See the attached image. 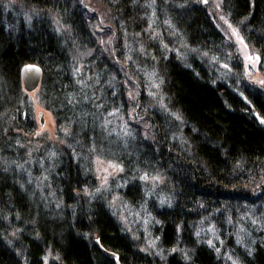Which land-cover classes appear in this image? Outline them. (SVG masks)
I'll list each match as a JSON object with an SVG mask.
<instances>
[{"label":"trees","instance_id":"trees-1","mask_svg":"<svg viewBox=\"0 0 264 264\" xmlns=\"http://www.w3.org/2000/svg\"><path fill=\"white\" fill-rule=\"evenodd\" d=\"M22 2L41 14L9 28L0 6V264H116L103 250L121 264H226L198 241L201 214L238 264H264V93L243 76L236 44L203 3ZM221 8L264 76V0H221ZM27 63L41 69L38 97L59 128L37 148L14 131L34 130L21 96ZM145 69L160 104L144 94ZM133 70L143 90L136 101ZM11 109L18 113L7 123L2 112ZM94 158L121 165L117 193L113 182L98 188ZM147 177L161 181L147 206L153 234L165 250L184 246L189 259L141 253L111 207L114 194L138 205Z\"/></svg>","mask_w":264,"mask_h":264},{"label":"rangeland","instance_id":"rangeland-1","mask_svg":"<svg viewBox=\"0 0 264 264\" xmlns=\"http://www.w3.org/2000/svg\"><path fill=\"white\" fill-rule=\"evenodd\" d=\"M84 1L88 3V0ZM200 1L205 6L207 13L224 37L228 41H232L236 44L237 52L240 56L242 65L243 76L248 82L256 85L264 93V76L258 68V56L254 51L248 48L238 28L230 22L227 15L223 12L221 8V0ZM0 4L2 15L6 18L5 25L7 28L11 27L9 21L11 23L13 19H24L25 22H29L34 15L40 16L41 14L39 11H33V9L23 3L22 0H0ZM48 16L53 18V13H49ZM203 56L209 58V61L212 60L211 57L206 55ZM213 62H215V59ZM140 73L143 76V82L145 81V78L146 81H148H145L147 86L146 89L144 88V94L149 100L160 104L159 101L161 100L159 98L157 85L155 84V76L153 73H150V69L148 71L146 69L142 70ZM128 75L131 79L135 78L133 84L136 86L133 87L132 85H129V95L131 100L136 101L140 95V90L143 91L142 82L139 78L140 74L138 75L137 70H133V74ZM125 81L127 80L125 79ZM38 92L39 85L31 91H27L21 86V96H26L27 98L29 105V108L27 109L31 111V120L34 124V130H26L23 127L14 130L16 134L32 139L27 142L30 147L36 148L45 141H52L56 139L59 131L51 112L45 109L40 102ZM136 109H134V111ZM17 113L18 112L14 109L2 112L3 116L7 120V123H10V120L16 116ZM261 121L264 124V120ZM142 125L147 127L148 122L144 121ZM27 132L31 133L26 134ZM92 169L98 188H109L113 182V189H115V193H117L116 189L122 186V183L118 179L119 174L122 172L120 164L101 158H94L92 162ZM145 181L150 190L149 192L146 191V197L144 200L140 201L138 205H130L122 201L117 194H114L111 198V207H113L115 212L116 210L118 211L116 214L121 222L122 228L129 234L132 241L134 240L133 242L135 243V247L138 248L141 253L148 254L150 258L158 259L167 253L177 251L185 260L189 259L187 250L184 246L181 247L177 245L167 250L160 247V244L158 243L159 239L152 231V226L154 227L157 222L149 212L147 206H149L148 203L151 199L152 192L156 189L155 186L161 181L159 180L157 182L154 177H147ZM159 185L157 187H161ZM249 220L251 223L255 224V217L249 216ZM196 222L195 235L198 238V241L211 246L215 251V254L220 256L224 263L238 264L230 254V245L226 243V238H222V235H220L217 227L211 221L209 216L201 214ZM230 223V221H227V225ZM238 226L240 225L235 226L234 229L242 232ZM257 230H259L258 227ZM49 255L50 254L48 253L47 256Z\"/></svg>","mask_w":264,"mask_h":264},{"label":"water","instance_id":"water-1","mask_svg":"<svg viewBox=\"0 0 264 264\" xmlns=\"http://www.w3.org/2000/svg\"><path fill=\"white\" fill-rule=\"evenodd\" d=\"M40 77L41 69L38 65L27 63L21 67V83L25 90L31 91L35 89L39 85ZM103 251L107 255L114 257L116 264H121L114 253L107 250Z\"/></svg>","mask_w":264,"mask_h":264}]
</instances>
